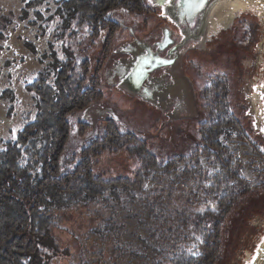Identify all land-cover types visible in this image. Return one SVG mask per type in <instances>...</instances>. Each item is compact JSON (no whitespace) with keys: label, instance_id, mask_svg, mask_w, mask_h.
<instances>
[{"label":"rangeland","instance_id":"obj_1","mask_svg":"<svg viewBox=\"0 0 264 264\" xmlns=\"http://www.w3.org/2000/svg\"><path fill=\"white\" fill-rule=\"evenodd\" d=\"M31 1L0 0V146L34 119L36 100L25 85L39 70L50 69L52 62L48 44L54 41L53 23L46 18L59 0H42L28 7ZM230 1L213 13L209 40L183 51L192 71L189 75L196 81L195 85L191 80L193 87L199 90V105L185 86L180 96L187 98L189 115L171 119L173 101L169 110L164 109L121 88L107 72L126 55L119 52L123 43L147 37L168 24L159 15L161 6L144 0L147 9L142 13L124 7L107 12L121 25L103 67L102 95L90 107L69 113L70 138L61 162L80 149L86 138L106 133L114 125L125 136L123 146L104 150L94 170L106 179L140 177L131 193L120 190L119 200L107 191L94 201L58 209L65 228L57 232L71 254L55 257L52 264H171V252L203 251L193 221L221 219L222 202L233 207L224 217L222 259L216 264H250L264 238V132L260 131L264 128V0L235 10ZM27 40L36 52L25 45ZM85 42L82 34L75 44L78 54V43ZM90 50L97 57L100 44ZM234 108L244 126L227 127L219 136L223 154L205 153L201 122L209 120L208 113L231 116ZM149 156L160 168L151 165ZM169 162L177 166L166 173L169 167L163 166ZM231 171L243 181L235 184ZM145 172L149 175L144 178ZM153 231L157 237H149ZM141 238L164 249L163 256L145 247Z\"/></svg>","mask_w":264,"mask_h":264},{"label":"trees","instance_id":"obj_2","mask_svg":"<svg viewBox=\"0 0 264 264\" xmlns=\"http://www.w3.org/2000/svg\"><path fill=\"white\" fill-rule=\"evenodd\" d=\"M41 2L32 0L27 6ZM118 7L136 13L147 9L144 0H59L46 18L53 23L54 41L60 43L49 42L50 69L39 70L25 85L36 100L35 117L16 135L3 140L0 146V264H52L55 257L70 255L69 245L61 243L57 232L64 226L61 225V214L56 211L94 201L107 191L119 200L120 190L131 193L140 177L138 174L135 178L106 179L95 172L94 167L104 150L123 146L125 136L114 125L106 133L86 138L80 149L73 151L65 163L61 162L70 138L69 113L90 107L102 95L103 67L112 53L113 38L121 25L108 17L107 12ZM37 14L45 19L41 13ZM82 34L86 42L82 46L78 43V46L86 56L78 54L75 48ZM96 43L100 44V50L94 57L90 49ZM25 45L31 51H37L28 40ZM234 109L231 116L208 113L209 120L201 122L205 153L223 154L219 136L227 127L244 126L239 111ZM149 160L152 166L160 168L152 156ZM165 166L169 167L164 170L168 173L177 164L169 162ZM148 175L149 172H145L143 177ZM230 176L235 184L243 181L237 172L231 171ZM221 206V219L193 221L202 238L203 251L171 252V264H216L221 261L219 250L224 217L233 204L222 202ZM157 236L156 231L149 235ZM74 239L78 244V238ZM141 242L152 248L155 255L163 256L165 250L151 246L149 238H141ZM129 253L142 256L134 251Z\"/></svg>","mask_w":264,"mask_h":264},{"label":"water","instance_id":"obj_3","mask_svg":"<svg viewBox=\"0 0 264 264\" xmlns=\"http://www.w3.org/2000/svg\"><path fill=\"white\" fill-rule=\"evenodd\" d=\"M219 1L209 0L204 8L197 11L189 10L186 0H171V3H166L165 0H152V4L161 6L168 24H162L157 32L147 37L141 39L134 37L123 43L119 52L126 55L107 70L109 78L129 93L139 95L164 109L171 105L169 104L172 102L171 99H177L178 103L173 105L174 112L170 113L169 119L188 116L187 98L180 96L181 91L186 86L190 90V95H194L193 100L195 92L191 79L181 70V56L185 49L209 40L206 39V35L213 16V8ZM258 2L259 0H251L250 5ZM150 37H155L156 40L152 43L149 41ZM162 52L165 53L161 54ZM162 60H170L173 63H160ZM157 70L160 71L159 75H153L152 73ZM197 115L200 116L199 110ZM263 243L264 238L256 247L250 264H264Z\"/></svg>","mask_w":264,"mask_h":264},{"label":"snow or ice","instance_id":"obj_4","mask_svg":"<svg viewBox=\"0 0 264 264\" xmlns=\"http://www.w3.org/2000/svg\"><path fill=\"white\" fill-rule=\"evenodd\" d=\"M165 2L166 3H171V0H165ZM148 3L151 4L152 3V0H148ZM208 3H209V0H186V6H187V8L189 10H197L198 11V10L204 8L205 5L208 4ZM162 15H163V13H162ZM61 59H63V57H61ZM160 63H168V64H170V63H173V61H170V60H167V61L162 60V61H160ZM260 131L261 132H264V128L260 129ZM262 151H264V149H262ZM144 187L145 188H148V185L145 184ZM196 239L197 240H201L200 237H197ZM202 242L203 241L201 240V243ZM193 247H195V245ZM45 251H47V250L45 249Z\"/></svg>","mask_w":264,"mask_h":264},{"label":"flooded vegetation","instance_id":"obj_5","mask_svg":"<svg viewBox=\"0 0 264 264\" xmlns=\"http://www.w3.org/2000/svg\"><path fill=\"white\" fill-rule=\"evenodd\" d=\"M156 39H155V37L153 38V37H150L149 38V41H151L152 43L155 41ZM165 52H162L161 54H164ZM184 56L185 55H183L182 56V65H181V67H182V69L183 70H185V74L187 75V76H189V78L193 81V83H195V85H196V81H194V77H192L191 75H192V71L190 70V67L188 66V63H187V60L184 58ZM188 72V73H187ZM159 73H160V71L159 70H157V71H154L152 74L153 75H159ZM189 73L191 74V75H189ZM194 76V75H193ZM196 79V78H195ZM194 85V86H195ZM194 92H195V94H196V99H195V103L196 104H198L199 105V100H198V98H197V95H198V92H199V90L196 88V86H195V88H194ZM174 103L173 104H177L178 103V100L177 99H171ZM199 111L201 112V109H200V107H199Z\"/></svg>","mask_w":264,"mask_h":264},{"label":"bare ground","instance_id":"obj_6","mask_svg":"<svg viewBox=\"0 0 264 264\" xmlns=\"http://www.w3.org/2000/svg\"><path fill=\"white\" fill-rule=\"evenodd\" d=\"M253 1H254V0H253ZM223 2H225V0H220L219 2H217L216 6L213 8V12H212V14H213L215 11H217V9H220V8H221L220 5H221V3H223ZM250 2H251V0H231V1H230V5H231V8H233V10H235L236 8L238 9V8L246 7V5H249ZM228 4H229V3H228ZM222 8H225V6L222 7ZM231 8H230V9H231ZM262 249H264V243H263V248H262Z\"/></svg>","mask_w":264,"mask_h":264},{"label":"built area","instance_id":"obj_7","mask_svg":"<svg viewBox=\"0 0 264 264\" xmlns=\"http://www.w3.org/2000/svg\"><path fill=\"white\" fill-rule=\"evenodd\" d=\"M159 15H162V13H159ZM163 17V16H162Z\"/></svg>","mask_w":264,"mask_h":264}]
</instances>
